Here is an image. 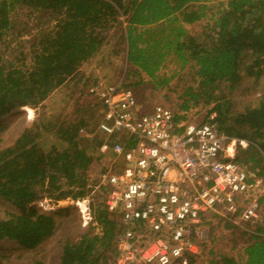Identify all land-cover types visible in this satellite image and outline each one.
<instances>
[{
    "label": "trees",
    "instance_id": "16d2710c",
    "mask_svg": "<svg viewBox=\"0 0 264 264\" xmlns=\"http://www.w3.org/2000/svg\"><path fill=\"white\" fill-rule=\"evenodd\" d=\"M204 1L0 0V38L13 27L10 12L38 14L28 39L17 32L10 41L18 56L6 55L8 59L0 54V118L19 107L38 106L72 79L76 86L79 68L110 45L111 37L115 43L108 53L115 56L121 50L136 68L133 72L147 77L154 90H168L173 75L159 73L167 62L177 69L189 66L196 85L180 93L178 109L210 106L202 120L213 111L219 131L245 141V147H237L235 160L264 177V0H222L213 12ZM199 22L200 30L194 31ZM256 86L257 97L234 110L233 93ZM88 126L83 117L60 121L55 128L35 118L10 144L0 147V200L19 210L0 218V240L38 249L22 264H46L41 246L63 223L28 205L42 198L76 200L89 193L91 144L99 146L103 136L81 135L79 130ZM7 127L0 122V142ZM133 145L129 141L126 146ZM91 207L93 225L79 238L60 242L55 264H115L121 225L102 202ZM248 226L238 230L226 222L223 227L239 233L242 247L232 253L236 245L231 243L228 253L218 249V241L213 243L209 264H264V219ZM195 262L190 257L187 264Z\"/></svg>",
    "mask_w": 264,
    "mask_h": 264
},
{
    "label": "built area",
    "instance_id": "2783aa9c",
    "mask_svg": "<svg viewBox=\"0 0 264 264\" xmlns=\"http://www.w3.org/2000/svg\"><path fill=\"white\" fill-rule=\"evenodd\" d=\"M87 93L100 103L103 165L88 172L86 197L118 218L115 264L205 260L210 246L235 230L226 222L245 230L264 219V177L235 160L245 141L219 131L213 111L205 121L194 107L156 104L142 112L120 79H95Z\"/></svg>",
    "mask_w": 264,
    "mask_h": 264
},
{
    "label": "rangeland",
    "instance_id": "374dc122",
    "mask_svg": "<svg viewBox=\"0 0 264 264\" xmlns=\"http://www.w3.org/2000/svg\"><path fill=\"white\" fill-rule=\"evenodd\" d=\"M220 1L222 0H205L204 4L211 8L209 11L213 12V8H215ZM36 15H38L36 12L30 14L21 10H14L9 13V19L13 27L9 33L0 38V54L3 58L12 57L14 54L18 56V52L12 48L13 43L10 44V41L12 39V42H14V38L12 37L17 32H21V38L23 40L28 39L29 29L35 25L36 19H34V17ZM207 19L208 18H205L204 21H207ZM203 22L197 23L193 30L199 31L201 28L200 25L203 24ZM118 35L119 32L116 37ZM107 40L110 45L101 48L96 55L79 68L78 71L81 75V80L76 82V86L72 85V79L70 82L56 89L50 97L38 106L34 108L27 106L19 107L1 117L0 122L2 124H8V127L2 134L0 147L10 144L25 127L31 125L35 118L39 119L44 125L53 127H56L57 124L63 120L67 122L81 117L87 118L89 120V126L85 131H87V129L91 130L89 133L91 137L100 139L102 136L96 129L100 119L99 105L89 93H87L88 84L98 78L107 80L120 79L124 85H129L134 91L142 112L149 111L156 104H164L171 109H178V105L182 102V98L179 96L180 93L185 87H194L196 85L193 72L189 66L183 69H177L173 62H167L160 69L159 73L173 75L168 90L167 88L154 90L148 84L147 77L143 75L138 76L133 72L136 68L126 64L120 48H118L120 51L115 56H113L112 53L111 55L108 53L112 45H114L115 40L111 37ZM11 53L12 55H10ZM136 81H140L141 83L136 85ZM246 85L247 84L243 85L244 88ZM256 89L257 86L248 88V90H242V88H240V90L235 91L231 96L233 109L237 111L241 110L245 105L251 102L252 99L256 98L258 95L256 92H260L259 89ZM79 106L81 107L79 108ZM193 107L195 108L193 109L199 111L198 114L201 115L205 114L206 110L210 108V106H201L202 108L200 106ZM78 108L80 109L79 113L75 110ZM89 115L91 116L89 117ZM48 123L51 124L48 125ZM48 133V131H45L43 134L47 136ZM97 148V145L91 144L90 153L93 155L94 160L88 170L92 174L103 165L102 161L98 158ZM97 203V199L94 198L91 200L89 197L85 196L84 198L76 200L65 198L57 201L42 198L28 205V207H31L34 211L50 213L59 222L63 221L61 225H58L50 241L41 246L44 248L43 254L45 255L46 264H55L59 244L62 240L68 237L72 240L77 239L88 225H93V209L91 205ZM7 211L19 212L18 209L12 207L9 203L0 200V218L5 216ZM25 211H28V209ZM94 231H96V229ZM234 242L236 247L230 250V244ZM241 243L239 233L236 232V230H229L226 234H222L218 244H216V242L214 244L218 245V249L222 251L229 253L230 250L232 253H237L242 247ZM218 249L217 253L219 251ZM37 250L22 247L14 241L0 240V261L3 262V264H22L28 257L35 254ZM235 255L238 256V254ZM194 264H209V260L208 258L205 260L199 259Z\"/></svg>",
    "mask_w": 264,
    "mask_h": 264
},
{
    "label": "crops",
    "instance_id": "0c3cea01",
    "mask_svg": "<svg viewBox=\"0 0 264 264\" xmlns=\"http://www.w3.org/2000/svg\"><path fill=\"white\" fill-rule=\"evenodd\" d=\"M103 139V138H102ZM102 141V140H101Z\"/></svg>",
    "mask_w": 264,
    "mask_h": 264
}]
</instances>
